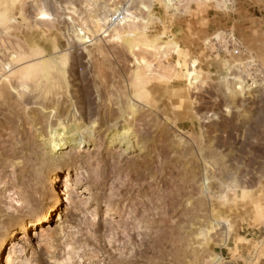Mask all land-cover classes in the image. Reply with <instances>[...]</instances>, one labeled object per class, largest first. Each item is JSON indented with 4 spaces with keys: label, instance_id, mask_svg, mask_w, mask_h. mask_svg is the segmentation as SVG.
<instances>
[{
    "label": "rangeland",
    "instance_id": "rangeland-1",
    "mask_svg": "<svg viewBox=\"0 0 264 264\" xmlns=\"http://www.w3.org/2000/svg\"><path fill=\"white\" fill-rule=\"evenodd\" d=\"M230 2L0 0V264H264V56L227 23L264 42V0Z\"/></svg>",
    "mask_w": 264,
    "mask_h": 264
},
{
    "label": "crops",
    "instance_id": "crops-1",
    "mask_svg": "<svg viewBox=\"0 0 264 264\" xmlns=\"http://www.w3.org/2000/svg\"><path fill=\"white\" fill-rule=\"evenodd\" d=\"M245 3L246 0H242V1H236V0H231L230 4H229V8L232 10H238L239 12H244L246 11L245 9ZM250 3V2H249ZM254 5V4H253ZM252 6H249L248 8H251ZM223 15V14H222ZM216 17L217 15H213V17L208 18L209 21V25L210 27H214L217 28V21H216ZM250 19H248L245 16H241V18H230L228 17V24L230 26L235 25V23H237V26L239 28H243V40L245 45L247 46L248 50L250 53H252L254 56H264V44H260V34L257 30V26H255L254 24H252V22H248ZM252 20V19H251ZM254 26V27H253ZM263 42V41H262ZM264 43V42H263Z\"/></svg>",
    "mask_w": 264,
    "mask_h": 264
},
{
    "label": "bare ground",
    "instance_id": "bare-ground-1",
    "mask_svg": "<svg viewBox=\"0 0 264 264\" xmlns=\"http://www.w3.org/2000/svg\"><path fill=\"white\" fill-rule=\"evenodd\" d=\"M86 42H88V41H86ZM10 63H19L20 61H21V59L20 58H18V57H16V58H11L10 60ZM143 64H145L144 62H142ZM24 93H22V95H23ZM29 94H30V92H29ZM28 94V96H30ZM36 104V103H35ZM60 129V128H59ZM74 130V129H73ZM62 133V132H61ZM59 137V136H58ZM117 140V139H116ZM49 144H51L52 145V152L55 150V148H56V145L58 144V145H60L61 147L62 146H64V144H65V140H64V138L63 137H59V139L57 138V139H55V138H52L51 140H50V143ZM81 145V144H80ZM77 147V146H76ZM126 150V149H125ZM58 177L59 176H55V179H53V181L54 182H59V183H61V180L60 181H58ZM67 183V179L66 178H63V181H62V185H64V184H66ZM60 194L62 195V190H60L59 192H58V195H57V201H56V204H54L56 207H59V204H60V201H62L61 200V198H60ZM61 205V204H60ZM60 209V208H59ZM58 210V209H57ZM55 213V212H54ZM48 214H49V216H47V215H45L42 219H41V224H40V226L42 225V224H48V222L49 221H53V219H51L52 218V216H53V213L51 212V211H49L48 212ZM47 216V217H46ZM26 226H29L30 228L33 226L32 225V223H28V225H26ZM28 227V228H29ZM8 244H7V242L6 241H3L2 242V244H1V246L2 247H4V246H7ZM0 246V247H1ZM2 249V248H1ZM1 251V250H0ZM2 252V251H1ZM122 258V257H121Z\"/></svg>",
    "mask_w": 264,
    "mask_h": 264
},
{
    "label": "built area",
    "instance_id": "built-area-1",
    "mask_svg": "<svg viewBox=\"0 0 264 264\" xmlns=\"http://www.w3.org/2000/svg\"><path fill=\"white\" fill-rule=\"evenodd\" d=\"M122 20H123L122 14L119 13V12H117V13L112 14V15L109 16V18H108V25L109 26H115V25L121 23ZM238 48H239V46L235 44V47H233L231 49L233 51V54L234 55H238V52H239Z\"/></svg>",
    "mask_w": 264,
    "mask_h": 264
}]
</instances>
